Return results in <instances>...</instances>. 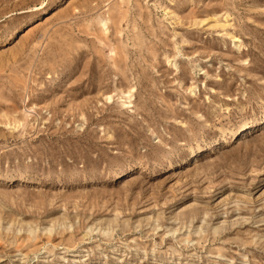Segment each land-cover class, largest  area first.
I'll use <instances>...</instances> for the list:
<instances>
[{"label":"rangeland","instance_id":"1","mask_svg":"<svg viewBox=\"0 0 264 264\" xmlns=\"http://www.w3.org/2000/svg\"><path fill=\"white\" fill-rule=\"evenodd\" d=\"M0 264H264V0H0Z\"/></svg>","mask_w":264,"mask_h":264},{"label":"bare ground","instance_id":"2","mask_svg":"<svg viewBox=\"0 0 264 264\" xmlns=\"http://www.w3.org/2000/svg\"><path fill=\"white\" fill-rule=\"evenodd\" d=\"M249 127H250L249 124H244V125L242 126V130H245V129L249 128Z\"/></svg>","mask_w":264,"mask_h":264}]
</instances>
